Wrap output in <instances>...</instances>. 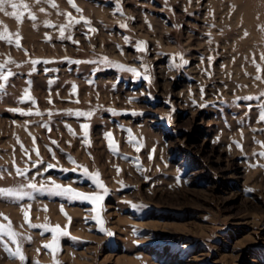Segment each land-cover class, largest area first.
Listing matches in <instances>:
<instances>
[{
	"label": "rangeland",
	"instance_id": "obj_1",
	"mask_svg": "<svg viewBox=\"0 0 264 264\" xmlns=\"http://www.w3.org/2000/svg\"><path fill=\"white\" fill-rule=\"evenodd\" d=\"M23 2L0 12V188L45 190L0 195V264H264V0Z\"/></svg>",
	"mask_w": 264,
	"mask_h": 264
},
{
	"label": "snow or ice",
	"instance_id": "obj_2",
	"mask_svg": "<svg viewBox=\"0 0 264 264\" xmlns=\"http://www.w3.org/2000/svg\"><path fill=\"white\" fill-rule=\"evenodd\" d=\"M37 3L40 2V0H36ZM48 2H50L52 4V7H57V5L54 3V0H48ZM68 2L70 4H72V6L75 8L76 5L73 3V0H68ZM5 5H10L11 8L13 9V11L11 13H8L5 11ZM18 8H24L27 9L28 5L25 4L23 2V0H20L19 3H17V0H0V12H5L6 15H10L13 16L14 18H16L18 21L21 19V15L17 13ZM41 11H44L43 8L40 9ZM78 12H82L81 9L77 8L76 9ZM69 17V23L70 24H74V23H79V21H76L72 16L71 13L66 14ZM29 16L32 20H35L36 17L34 15H32L31 13H29ZM85 23L90 24V21L85 20ZM93 31H95V29H92ZM61 32V38H65L64 37V28L62 27L60 29ZM17 35V46H19V34ZM70 38V37H69ZM7 39L9 43H11V37L10 36H6L5 34H0V40H4ZM48 39H50V37H48ZM74 43H78V41H73ZM144 43V42H141ZM262 58H264V55H262ZM107 59V58H105ZM39 61H32V63H38ZM45 63H47L48 61H44ZM79 62V61H77ZM4 65H0V81H3V83H0V92L5 91L6 88V83L7 80L10 76L14 75V73H12L10 70L5 74L3 72L4 69ZM132 70V69H130ZM134 71V70H132ZM256 79H261V77L257 76ZM26 96H27V90H26ZM29 99H31V97H28ZM13 111H21L20 109H13ZM21 114H27V115H32V112H28V113H23L21 112ZM36 115H40L41 113L37 112L35 113ZM135 114V113H134ZM77 115H91V113H77ZM168 119H171V116L168 117ZM259 119L261 121H264V112L260 113ZM45 127H47V125H45ZM89 125L88 124H84L83 128L85 130V135H87V130H88ZM50 131V129H49ZM109 140L111 141L112 137H111V133L107 134ZM53 144L57 143L56 141L52 142ZM109 147L115 152L117 151L116 147H114L111 143L109 144ZM37 155H39V152L37 151ZM54 155V154H53ZM259 155L264 156V152L260 153ZM69 159H71V157H69ZM41 163L43 162L42 160L40 161ZM75 163V161H73ZM33 165L35 166V162H33ZM262 167H264V165H261ZM55 167V165H47V168H52ZM17 174L18 175H25V173H23L19 168H17ZM85 174L89 176L90 179L93 180V183L96 184L97 187L99 188H103L104 192H107V189L103 187V185L99 182L98 177H99V173H89L88 170L85 168L84 169ZM119 171V170H118ZM2 178V177H0ZM53 185L54 187L52 189H48L50 192L56 194V195H63V196H68L71 199H79V200H87L90 201L93 204L99 205V202L103 199V196L93 192V193H82L77 191L76 189H73L71 186L65 187L63 185H59V184H55V182L53 181ZM23 187H28L31 188L33 190H38V191H44L45 190V186L41 185L39 188H37V184L33 183V182H29L27 185L22 186L20 189H5V188H0V195H4V196H8V197H13L15 199H22L23 196L25 195H30L29 193H26L23 191ZM249 191H251L249 189ZM34 198V197H32ZM133 207H137L136 205H132ZM46 210V209H45ZM4 219H8L7 217H4ZM27 219V217H26ZM100 223H103L102 221H100ZM30 227H38L37 225H33L29 223ZM42 227H47V226H42ZM51 231H53L54 233H60L63 235H67L66 232H64L59 226H56L55 228L50 229ZM101 231H104V229L102 228ZM107 235H112V233H106ZM7 235L9 236L13 242H16V236L18 235L17 233H15L14 231H12V225H11V221L9 220V223L7 225V229L5 230V226L4 225H0V242H3V237ZM6 250L9 251V254L11 256H16L19 257L21 260H24V256L21 253L20 247L17 244V249L16 252L13 253L11 252L10 249H7V245H5ZM45 248H50L51 245H44Z\"/></svg>",
	"mask_w": 264,
	"mask_h": 264
}]
</instances>
